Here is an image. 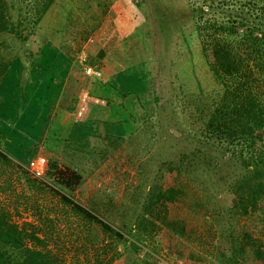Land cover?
<instances>
[{
  "label": "trees",
  "instance_id": "16d2710c",
  "mask_svg": "<svg viewBox=\"0 0 264 264\" xmlns=\"http://www.w3.org/2000/svg\"><path fill=\"white\" fill-rule=\"evenodd\" d=\"M55 1L0 0V162L3 164L16 159L31 165L36 158L38 143L47 131L48 137L52 134L69 147H89V137L98 134L101 123L104 137L110 144L124 142V130L119 121L126 117L122 116H129L133 121L140 117L149 118L160 104L161 96L158 97L151 81L153 72L148 63L151 58L144 56L139 60L132 59L130 67L108 80L98 69L101 76H95L82 110L75 122L66 125L68 138H63V132L52 128L56 123L55 105L52 101L45 102V97L47 90H52L55 79L46 71L55 66L57 49L47 43L29 62L21 59L20 52ZM134 2L142 12L146 10V0ZM188 5L191 11L189 21L198 33L203 56L219 84L216 91L200 93L189 99V115L201 122L198 131L210 149L216 145L230 155L228 161L236 158L240 162L243 172L236 175L227 192L228 212L235 216L250 215L258 212L264 201V0H188ZM167 13L161 14L159 21L165 23L163 18L168 17ZM162 27L156 28L157 31L160 29L159 38L164 42H155L161 53L170 50L173 43L168 42L173 37V30L162 31ZM181 29L187 42L185 30ZM136 33L141 30L134 35ZM155 57L163 58L161 54ZM85 65L92 66L87 60ZM25 69L28 76L23 83L21 76ZM73 105L68 111H73ZM98 114L104 119L100 120ZM69 141L75 145L67 144ZM182 158H187L186 154ZM218 164L213 166L217 168ZM207 167H210L209 162ZM43 168L45 175L65 189L81 183L77 170L69 165L66 170L62 169L50 156L44 161ZM182 172L185 169L177 165L164 171L147 192L145 207L135 216L129 229L125 224L121 228L112 226L96 210L83 206L66 194L61 195V200L83 220L99 225L104 233L122 242L124 248L130 247L135 253L132 264H158L154 254L141 256L140 252L144 243L163 226L171 232L172 239L186 234V222L169 219L166 206L184 195L178 181ZM229 235L231 239L227 240L224 231L221 234L220 264H264L261 241L247 231L241 236L232 232ZM188 248L184 242L176 241L170 245L172 253L180 258L193 257ZM120 254L115 250V257ZM0 264L66 262L48 249L46 240L35 229L13 221L10 213L0 207Z\"/></svg>",
  "mask_w": 264,
  "mask_h": 264
},
{
  "label": "rangeland",
  "instance_id": "374dc122",
  "mask_svg": "<svg viewBox=\"0 0 264 264\" xmlns=\"http://www.w3.org/2000/svg\"><path fill=\"white\" fill-rule=\"evenodd\" d=\"M146 1L141 33L135 34L138 35L131 55L133 60L144 56L151 58L148 63L153 72L152 85L158 97H162L152 111L154 114L136 121L123 115L126 118L119 123L124 130V142L110 144L104 137L101 123L98 134L89 137V147H69L52 134L48 137L47 131L38 143L36 158L31 165L16 159L10 164L0 162V207L10 213L13 221L35 229L46 240L48 249L66 264H132L135 253L104 233L99 225L76 215L62 202L61 195L66 194L83 206L96 210L112 226L121 228L125 224L129 229L135 216L145 207L147 192L171 165L185 169L178 179L184 195L167 203L168 216L171 220L186 222L188 230L184 236L172 239L171 232L161 227L144 243L141 256L152 253L158 264H218L223 231L227 240L231 239L228 238L230 232L241 236L247 231L264 245V201L258 212L250 215L235 216L228 212L229 184L237 174L240 176L243 167L236 158L228 161L230 155L216 145L210 149L198 131L201 122L189 115V99L200 93L214 92L219 84L203 56L198 33L189 21L188 0ZM166 11L170 20L163 18L165 23H162L159 16ZM61 18L59 25L63 24ZM71 20V24L76 25L73 17ZM160 25L162 31L173 30V37L168 40L173 42L171 49L163 48L162 53L155 44L164 42L160 41L161 31L156 28ZM181 28L185 30L187 42ZM32 36L20 52L24 62L39 55V47ZM144 42L149 43L144 45ZM60 47L56 48L55 66L46 71L55 80L52 90H47L45 102L52 101L54 105L62 91L70 61ZM159 54L163 58L155 57ZM27 76L25 69L21 76L23 83ZM55 108L56 123L52 128L63 132L66 139L69 136L66 125L75 122L77 117L68 109L64 112L57 105ZM137 108L141 112V108ZM98 116L100 120L104 119L101 114ZM67 144L75 145L71 141ZM185 154L187 158L183 159ZM49 156L57 160L62 169L66 170L69 165L77 170L81 183L65 189L45 175L44 161ZM208 162L210 167H207ZM218 162L219 167L213 166ZM176 241L187 244L193 257L180 258L172 253L170 245ZM115 250L121 254L115 257Z\"/></svg>",
  "mask_w": 264,
  "mask_h": 264
},
{
  "label": "crops",
  "instance_id": "0c3cea01",
  "mask_svg": "<svg viewBox=\"0 0 264 264\" xmlns=\"http://www.w3.org/2000/svg\"><path fill=\"white\" fill-rule=\"evenodd\" d=\"M143 14L134 0L55 1L32 40L39 50L51 41L55 48L62 46L70 60L55 103L60 111L65 112L73 103L71 114L77 117L82 110L96 80L85 72L86 60L102 71L105 80L131 66L134 33L141 27ZM60 16L62 25L58 23ZM72 17L76 25L71 24Z\"/></svg>",
  "mask_w": 264,
  "mask_h": 264
},
{
  "label": "built area",
  "instance_id": "2783aa9c",
  "mask_svg": "<svg viewBox=\"0 0 264 264\" xmlns=\"http://www.w3.org/2000/svg\"><path fill=\"white\" fill-rule=\"evenodd\" d=\"M85 72L89 75H94V76H101L100 70H98L96 67L88 65L85 68Z\"/></svg>",
  "mask_w": 264,
  "mask_h": 264
}]
</instances>
